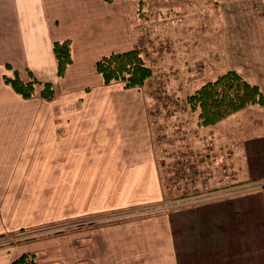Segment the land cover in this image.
I'll return each mask as SVG.
<instances>
[{
  "label": "crops",
  "instance_id": "1",
  "mask_svg": "<svg viewBox=\"0 0 264 264\" xmlns=\"http://www.w3.org/2000/svg\"><path fill=\"white\" fill-rule=\"evenodd\" d=\"M237 1L229 3L236 6ZM133 3L0 0V185H82L98 193L88 206H81L74 196L73 218L78 223L73 228L0 246V264H10L28 251L37 253L39 264H224L228 256L224 249L219 258L220 233L231 227L240 236L263 212L264 193L243 187L239 192L237 188L213 192L198 202L184 201L187 190L179 198L166 197L165 185L174 192L179 185L191 184L179 171L192 165L188 160L198 157V152L201 165L213 167L226 160L230 148L224 144L238 153L237 162L229 164L232 183L238 180L242 163L246 177L237 185L264 179V104L256 105V112L247 108L234 112L247 111V115L232 129L204 130L211 125H194L158 138L163 145L157 148L150 124L143 121L147 97L142 95L154 88L152 101L157 104L158 79L139 88L124 87L120 81L104 83L95 68L101 56L131 49L142 39L139 22L145 21L132 22ZM258 4L264 7V0ZM217 29L224 40L216 41V48L220 52L224 44L227 61L220 60V53L215 62L236 66L264 92V22L245 28L236 24L233 30L217 24ZM155 37L160 41L168 36L158 32ZM63 39L70 40L72 62L59 76L52 44ZM157 47L168 52L170 46L160 47L158 42ZM151 51L150 65L155 62ZM210 55L213 58L207 49L205 62ZM13 71L25 80L34 76L50 81L54 96L47 100L38 94L16 93L3 78ZM152 75L153 70L149 78ZM168 84L176 87L164 98L175 96L176 104L183 103L187 93L183 92V100L177 98L179 83ZM189 139L193 143L197 139L204 153L186 144ZM34 155L46 163L55 161L56 176L29 180L31 174L24 169L32 165ZM20 212L21 207L12 203L0 208V233L25 222ZM42 222L41 218L25 226ZM250 255L256 256L255 252Z\"/></svg>",
  "mask_w": 264,
  "mask_h": 264
},
{
  "label": "rangeland",
  "instance_id": "2",
  "mask_svg": "<svg viewBox=\"0 0 264 264\" xmlns=\"http://www.w3.org/2000/svg\"><path fill=\"white\" fill-rule=\"evenodd\" d=\"M229 1L234 0H134L132 10H134L135 16H132V22L137 25V19H143L145 23L139 22L143 27L141 31L142 39L133 48L141 49L146 63L150 66L151 71L153 70V75L146 80L147 82L145 81L146 83L144 82V85H147L150 80L157 79L161 84L158 88L157 104H154L155 100L152 101V98L156 97L154 88H148V93L142 95L147 97V103L144 106L147 113L143 115V121L145 124H150L152 139L157 148L159 143L160 146L163 145L161 141H157L158 138L166 139L173 131L193 129L194 125L199 126L196 112L190 109L186 103V98L183 100V92L191 93L200 84L227 69L239 70L234 65L228 67L224 66L221 61L220 64L215 62V59H219L220 53V60L227 61L224 44L221 46L220 52L216 48V41L224 40V35L219 34L217 24L233 30L236 24L245 28L249 24L259 21L264 22V7L258 4L261 0H238L236 6L231 5ZM221 12H224V14L222 15ZM158 32L168 37H161L158 41V38L155 37V33ZM158 42L160 47L168 44L170 46L168 52H160L157 47ZM203 43H208V47ZM150 48L155 61L151 65L148 61L150 59ZM207 49L213 55V58L210 55L209 62H205ZM227 53L229 60L231 56H229V52ZM169 81L179 83L176 93L177 98H181L183 103L176 104L175 96L164 98V95L170 94L176 87L169 85ZM182 82L186 84L179 88ZM256 105L258 104L249 105L247 111L256 112V109H258ZM247 111L232 112L216 122L215 125L204 127V130L209 128L212 130L232 129L236 121L240 120L241 122L246 117ZM243 138L242 133L240 139ZM186 144L192 146L193 150L204 153L203 146L197 139L194 143L189 139ZM224 146L230 148L228 149L229 154L225 153L226 160L221 159L220 163L213 167L210 164L208 167L206 164L201 165L198 163L201 160L199 159L200 152H198V157L193 160L189 159L188 162L193 164H187V167L179 172L186 176V181L191 184L177 186L176 192L170 191L171 189H167L169 186L165 185L166 197L168 199L173 196L179 198L184 193L183 191L187 190L186 193L188 194L182 196L185 199L184 201L198 202L210 198L213 192L230 191L233 190L232 188H237L239 192L242 187V190L245 189V191L249 190L254 193L255 191H261L264 193V179H258L254 184L243 185L241 182L240 185H237L244 180L243 177H246V173L243 171V163L236 183H232L234 180L230 181V178H233L229 171L232 168L230 165L237 162L238 153L233 150L232 146L230 147L227 144H224ZM167 159L168 157L165 161ZM24 171L27 175L31 174L27 177L29 180L36 182L40 175L56 176V162L49 161L46 163L43 158L34 155L32 165L27 166ZM74 196L77 197L81 206H88L89 201L95 200L98 193L95 189L90 191L88 186L82 185L29 183L0 185V208L6 209L10 206V203L18 205L21 207L20 217L25 220L14 230L0 233V246L16 244L42 235H56L73 228L78 223V219L73 218V202L76 203L73 200ZM262 209L263 212L260 213L258 220L253 219L255 224L254 222L250 223L245 232H240V236H237L231 227L220 233L221 238L219 241L221 242L217 246L220 249L219 258H221L224 249L225 255L228 256L223 258L224 264H264L263 204L260 211ZM41 218L43 222L38 226H25V224ZM86 220H88V216ZM235 243H238L237 247ZM234 245L235 247L232 249L231 247ZM231 249L234 253L233 256H230ZM253 252L256 254L255 257L250 255ZM34 253L36 254V262L39 264L37 253Z\"/></svg>",
  "mask_w": 264,
  "mask_h": 264
},
{
  "label": "trees",
  "instance_id": "3",
  "mask_svg": "<svg viewBox=\"0 0 264 264\" xmlns=\"http://www.w3.org/2000/svg\"><path fill=\"white\" fill-rule=\"evenodd\" d=\"M52 50L56 73L59 76L64 75L72 62L70 40H55ZM95 68L104 83L120 81L124 87L143 85L152 72L140 48L105 54L95 61ZM3 78L16 93L23 97L38 94L49 100L55 93L50 81H39L34 76L25 80L13 71L11 74L3 75ZM186 103L192 111L196 112L197 124L208 126L232 112L246 109L249 105L264 104V92L257 83L245 78L235 69H227L187 94ZM10 264H37L36 254L23 252Z\"/></svg>",
  "mask_w": 264,
  "mask_h": 264
}]
</instances>
